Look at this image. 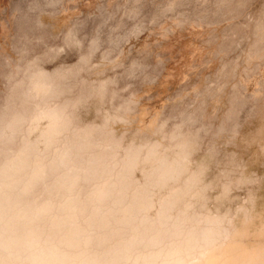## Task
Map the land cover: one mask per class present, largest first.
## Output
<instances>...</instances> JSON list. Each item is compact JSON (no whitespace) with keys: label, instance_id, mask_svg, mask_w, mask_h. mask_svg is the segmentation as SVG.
<instances>
[{"label":"rangeland","instance_id":"rangeland-1","mask_svg":"<svg viewBox=\"0 0 264 264\" xmlns=\"http://www.w3.org/2000/svg\"><path fill=\"white\" fill-rule=\"evenodd\" d=\"M0 264H264V0H0Z\"/></svg>","mask_w":264,"mask_h":264}]
</instances>
